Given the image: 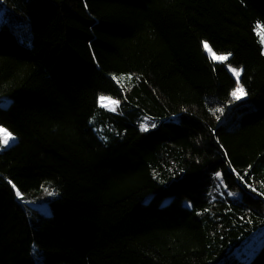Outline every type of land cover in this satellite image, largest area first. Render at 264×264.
Wrapping results in <instances>:
<instances>
[{"label": "trees", "instance_id": "trees-1", "mask_svg": "<svg viewBox=\"0 0 264 264\" xmlns=\"http://www.w3.org/2000/svg\"><path fill=\"white\" fill-rule=\"evenodd\" d=\"M0 8V264H264V0Z\"/></svg>", "mask_w": 264, "mask_h": 264}, {"label": "snow or ice", "instance_id": "snow-or-ice-1", "mask_svg": "<svg viewBox=\"0 0 264 264\" xmlns=\"http://www.w3.org/2000/svg\"><path fill=\"white\" fill-rule=\"evenodd\" d=\"M258 33L261 35L262 42H264V26H258ZM203 47L205 50H207L208 52L212 54V58L215 61L225 62L229 59V56L231 55L230 53L228 55H217L212 50L211 46L209 45L207 41L203 42ZM230 70L233 72L234 76L236 77V81H237V86L232 91L231 96L233 97L234 100H241V99L246 98L249 95V93L245 85L240 83L241 74L244 71L243 67L231 68L230 66ZM128 79L131 80V76H129ZM99 100H100L101 106L110 107L111 111H116V109L119 107V104H120L119 100H114L111 97H107L103 95L99 98ZM141 127H142V130L147 131L148 130L147 121H145V123L141 125ZM152 127H155V125L153 124ZM14 139L15 137L11 132H9L7 129L3 128L2 126H0V148L7 146L9 142ZM216 175L217 177H221V173H217ZM13 188L16 189L17 197L20 199H23V194L21 193V191L18 188H16L15 185H13ZM50 194H54V193H50Z\"/></svg>", "mask_w": 264, "mask_h": 264}, {"label": "rangeland", "instance_id": "rangeland-1", "mask_svg": "<svg viewBox=\"0 0 264 264\" xmlns=\"http://www.w3.org/2000/svg\"><path fill=\"white\" fill-rule=\"evenodd\" d=\"M0 25H1V20H0ZM259 36H260V39H261V35L260 34H259ZM261 41H262V39H261ZM25 43L30 44V42L29 43L25 42ZM262 44H263V50H264V42H262ZM207 53L212 58V54L210 52H208V51H207ZM216 62H219V61H216ZM231 68H234V67L231 66ZM229 70H230V66H229ZM231 73L233 74L232 71H231ZM240 83H242L241 80H240ZM0 104L3 105V106L8 105L9 104V99L7 97H0ZM0 126H2V125L0 124ZM2 127L5 128L4 126H2ZM14 137H15V139L11 140L7 146H5L3 148H0V152L16 142V140H17L16 135H14ZM262 163H264V159H263ZM51 193H54V192L51 191ZM51 195L54 196V194H51ZM26 208L30 211V213H32L31 218H32L33 223H35V224H38V220L40 219L41 215H43L44 213H48L49 212V208H48L47 202L30 204V205L26 206ZM31 208H33L34 210H31ZM263 242H264V228L258 230L253 235H251V237L248 238L239 248H237L235 250V252L239 256H241L243 261L248 262L258 252V250L262 246Z\"/></svg>", "mask_w": 264, "mask_h": 264}]
</instances>
